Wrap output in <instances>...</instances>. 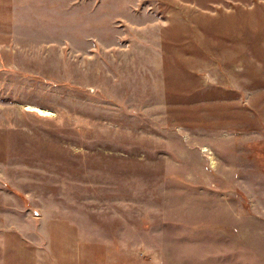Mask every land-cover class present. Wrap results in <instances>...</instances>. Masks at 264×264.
<instances>
[{
  "label": "rangeland",
  "instance_id": "obj_1",
  "mask_svg": "<svg viewBox=\"0 0 264 264\" xmlns=\"http://www.w3.org/2000/svg\"><path fill=\"white\" fill-rule=\"evenodd\" d=\"M0 264H264V0H0Z\"/></svg>",
  "mask_w": 264,
  "mask_h": 264
}]
</instances>
